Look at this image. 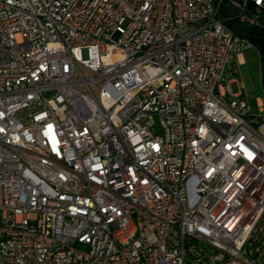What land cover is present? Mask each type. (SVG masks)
Listing matches in <instances>:
<instances>
[{
    "label": "built area",
    "instance_id": "1",
    "mask_svg": "<svg viewBox=\"0 0 264 264\" xmlns=\"http://www.w3.org/2000/svg\"><path fill=\"white\" fill-rule=\"evenodd\" d=\"M231 18L264 0H0V264H264Z\"/></svg>",
    "mask_w": 264,
    "mask_h": 264
},
{
    "label": "rangeland",
    "instance_id": "2",
    "mask_svg": "<svg viewBox=\"0 0 264 264\" xmlns=\"http://www.w3.org/2000/svg\"><path fill=\"white\" fill-rule=\"evenodd\" d=\"M245 62L235 69H227L223 72V79L230 82L233 93H242L241 95L247 100L250 111L253 114L264 115V81L260 70V56L255 47L248 48L244 51ZM155 131L161 134V130L155 122Z\"/></svg>",
    "mask_w": 264,
    "mask_h": 264
},
{
    "label": "trees",
    "instance_id": "3",
    "mask_svg": "<svg viewBox=\"0 0 264 264\" xmlns=\"http://www.w3.org/2000/svg\"><path fill=\"white\" fill-rule=\"evenodd\" d=\"M227 23L237 34L250 39L257 48L260 54V70L264 81V25L255 26L233 18L229 19Z\"/></svg>",
    "mask_w": 264,
    "mask_h": 264
},
{
    "label": "crops",
    "instance_id": "4",
    "mask_svg": "<svg viewBox=\"0 0 264 264\" xmlns=\"http://www.w3.org/2000/svg\"><path fill=\"white\" fill-rule=\"evenodd\" d=\"M244 62H245V53L243 52V53L238 54L235 57L233 65L231 66V68H233L234 70L238 69L239 66L244 64Z\"/></svg>",
    "mask_w": 264,
    "mask_h": 264
}]
</instances>
